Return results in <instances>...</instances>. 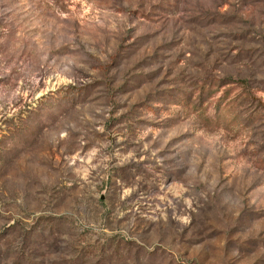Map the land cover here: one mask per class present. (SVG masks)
<instances>
[{"label": "rangeland", "instance_id": "rangeland-1", "mask_svg": "<svg viewBox=\"0 0 264 264\" xmlns=\"http://www.w3.org/2000/svg\"><path fill=\"white\" fill-rule=\"evenodd\" d=\"M0 264H264V0H0Z\"/></svg>", "mask_w": 264, "mask_h": 264}]
</instances>
